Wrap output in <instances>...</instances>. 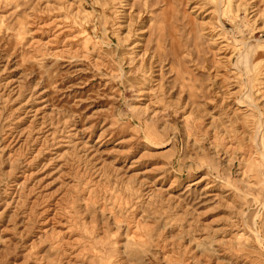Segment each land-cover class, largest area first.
Wrapping results in <instances>:
<instances>
[{
    "label": "rangeland",
    "instance_id": "374dc122",
    "mask_svg": "<svg viewBox=\"0 0 264 264\" xmlns=\"http://www.w3.org/2000/svg\"><path fill=\"white\" fill-rule=\"evenodd\" d=\"M0 264H264V0H0Z\"/></svg>",
    "mask_w": 264,
    "mask_h": 264
}]
</instances>
